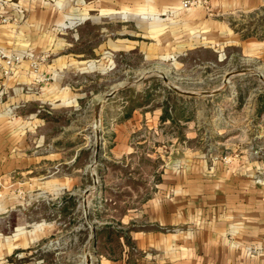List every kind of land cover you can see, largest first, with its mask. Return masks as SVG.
<instances>
[{"label":"crops","instance_id":"obj_1","mask_svg":"<svg viewBox=\"0 0 264 264\" xmlns=\"http://www.w3.org/2000/svg\"><path fill=\"white\" fill-rule=\"evenodd\" d=\"M182 1L136 0L141 2L136 4L140 5L137 10L152 9L160 17L174 13L151 28L150 37L155 43L149 50L144 46L150 55L165 60L175 52L186 50L192 42L205 40L209 27L216 28L212 17L233 10L250 12L262 5V0H210L211 17L207 19L200 10L208 11L206 8L184 11L180 8ZM83 2L0 0V10L14 19L10 25L0 26V48L10 54L31 52L37 58L45 57L41 69L49 78L45 84L35 85L28 74V64L15 77L0 78V91L4 93L0 95V259L23 254L48 237V228L52 226L47 220L53 222L54 217L77 211L79 199L87 209L88 199L95 190V186H83V181L87 179L84 178L87 170L91 169L93 176L98 156L93 162L92 152L84 153L78 145L68 146L72 137L65 133L70 128H60L59 133L49 130L57 124L59 116H77L75 112L85 102L87 93L82 85L71 83L72 76L102 66L96 64L98 60L85 59V53L67 52L70 44L63 43L57 35L73 26L67 24L68 17L89 16L87 12L92 6L88 3L76 15L74 3ZM166 25H170V30ZM217 27L232 35L227 26L218 23ZM80 39L78 35L76 40ZM105 47L101 50L104 55ZM100 48L93 52L99 53ZM102 97L86 103L92 113L88 126L96 122L98 125L101 112L106 110V94ZM134 109L129 119L115 126L110 153L116 163L139 157L130 140L140 136L144 120H138ZM163 113L156 117L161 124L170 121L162 122ZM145 117L148 119L147 114ZM188 154L182 162H177L180 167L166 161L167 169L147 200L150 206L145 213L153 228L125 232L139 252L146 255L136 264H153L146 261L149 256L155 257V264H255L250 250L254 246L264 250V161L224 162L219 156L211 155L207 159L197 152ZM163 166L164 163L162 169ZM102 177L105 178V173ZM102 185L105 191L103 182ZM47 207L58 208L54 219L48 216ZM131 217L124 214L123 218L133 220ZM101 264L127 263L125 258L117 261L104 258Z\"/></svg>","mask_w":264,"mask_h":264},{"label":"rangeland","instance_id":"obj_2","mask_svg":"<svg viewBox=\"0 0 264 264\" xmlns=\"http://www.w3.org/2000/svg\"><path fill=\"white\" fill-rule=\"evenodd\" d=\"M87 3L92 6L86 11L89 16L68 17L67 24L73 26L57 35L63 43L70 44L66 46L67 52L85 53V59L98 60L96 64L102 66L72 76L71 83L82 85L86 91L85 102L82 109L75 112L77 116H59V122L49 130L59 133L60 128H70L67 131L70 134L65 133V136L72 137V141L67 145H78L84 153L92 152L93 162L98 156L93 167L94 177L89 169L83 181V186H95V190L88 199L87 209L79 199L80 207L72 210V215L54 217L56 220L52 223L47 220L52 226L48 228V237L23 254L4 256L0 264H88L89 261L101 264L104 258L109 261L125 258L127 264H136L146 255L139 252L132 240L127 247L121 238L124 252L119 258V233L153 228L145 213L150 206L147 200L167 169L166 161L180 167L177 162H182L189 152L206 155L207 159L211 155L219 156L224 162L264 161V0L257 10H233L212 17L216 28L209 27L205 40L192 42L186 50L175 52L165 60L150 55L144 46L149 50L155 43L150 37L154 23L171 17H160L152 9L137 10L140 5L136 4L141 2L136 0H84L82 4L74 3L76 15L84 11ZM200 10L205 12V18L211 17L209 11ZM140 15L145 19L134 20ZM88 17L90 19L83 22ZM218 23L227 26L232 35L229 31H220ZM169 26L166 25L168 30ZM78 35H81L80 40H76ZM104 45L105 55L101 51ZM98 48L99 53L93 52ZM230 73L237 75L225 82ZM170 86L198 96H181ZM113 91L116 94L108 97ZM217 91L211 96L203 95ZM104 94L106 110L101 112L98 125L96 122L88 126L92 113L86 103L94 97L103 98ZM131 108L137 109L138 120H144L140 136L130 140V146L137 149L139 157L116 163L110 153L116 136L115 126L124 121ZM164 110L174 121L159 123L156 117ZM77 132L79 134L75 135ZM98 143L100 151L97 153ZM57 209L46 208L51 219L58 213ZM124 214L131 215L133 220L123 218ZM106 226L110 230L96 236ZM249 254L254 256L255 264H264V250L254 246ZM147 260L153 264L156 261L154 256Z\"/></svg>","mask_w":264,"mask_h":264},{"label":"built area","instance_id":"obj_3","mask_svg":"<svg viewBox=\"0 0 264 264\" xmlns=\"http://www.w3.org/2000/svg\"><path fill=\"white\" fill-rule=\"evenodd\" d=\"M199 7H204L208 11H211V4L208 0H184L180 8L184 11H189ZM173 14V12H167L164 16L172 17ZM140 18L142 17L138 16L135 17L134 20ZM13 22L14 19L10 15L0 10V26H8ZM45 59V57L37 58L35 54L31 52L10 54L6 50L0 48V78L8 79L15 77L19 69H21L24 64H28V74L32 78L34 84L37 86L45 84L49 80L41 69ZM0 95H4L3 91H0Z\"/></svg>","mask_w":264,"mask_h":264},{"label":"trees","instance_id":"obj_4","mask_svg":"<svg viewBox=\"0 0 264 264\" xmlns=\"http://www.w3.org/2000/svg\"><path fill=\"white\" fill-rule=\"evenodd\" d=\"M133 110H134L133 108H131V109L129 110V113L125 116V119H129V118L131 117V113H132ZM167 120H172V121H174V119L172 118V116H169L168 111H167V110H164V113H163V116H162V122H166ZM107 230H110V227H107V226H106V227L103 228L102 230L98 231L97 234H96V236H100L102 233H106ZM110 232L112 233V230H111ZM118 233H119V232H118ZM119 234H120V236H119V245H120V247H121L119 258H121L122 255H123V252H124V247H123V245L120 243L121 238H124V240H125V245H126L127 247H130V246H131V242H130V239H129L124 233L121 232V233H119ZM100 255H101V254H100ZM101 256H102V255H101Z\"/></svg>","mask_w":264,"mask_h":264},{"label":"water","instance_id":"obj_5","mask_svg":"<svg viewBox=\"0 0 264 264\" xmlns=\"http://www.w3.org/2000/svg\"><path fill=\"white\" fill-rule=\"evenodd\" d=\"M234 75V73H230L226 76L225 82H227L230 77H232ZM164 80L166 83H168V79L164 76ZM171 89H173L174 92H176L177 94L181 95V96H185V97H189V98H194L197 97L198 95L196 93H191V92H187V91H183L178 89L177 87L174 86H170ZM217 92L214 93H203L204 96H211ZM116 94V91H113L111 94H109L108 97H113ZM97 138L100 139V135L97 134ZM100 151V144L98 143L97 147H96V152L98 153ZM97 159V158H96ZM96 180V179H95ZM88 264H91V262L89 261Z\"/></svg>","mask_w":264,"mask_h":264}]
</instances>
